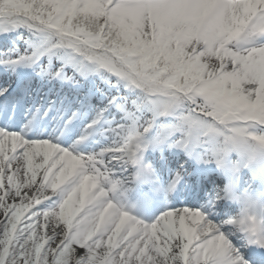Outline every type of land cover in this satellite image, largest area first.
I'll return each instance as SVG.
<instances>
[{
	"label": "snow or ice",
	"instance_id": "obj_1",
	"mask_svg": "<svg viewBox=\"0 0 264 264\" xmlns=\"http://www.w3.org/2000/svg\"><path fill=\"white\" fill-rule=\"evenodd\" d=\"M0 264H264V0H0Z\"/></svg>",
	"mask_w": 264,
	"mask_h": 264
}]
</instances>
